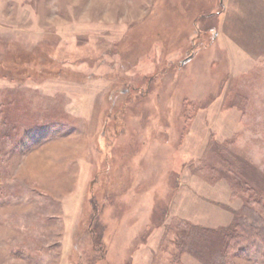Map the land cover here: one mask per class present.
Masks as SVG:
<instances>
[{
	"label": "rangeland",
	"instance_id": "obj_1",
	"mask_svg": "<svg viewBox=\"0 0 264 264\" xmlns=\"http://www.w3.org/2000/svg\"><path fill=\"white\" fill-rule=\"evenodd\" d=\"M0 264H264V0H0Z\"/></svg>",
	"mask_w": 264,
	"mask_h": 264
},
{
	"label": "trees",
	"instance_id": "obj_2",
	"mask_svg": "<svg viewBox=\"0 0 264 264\" xmlns=\"http://www.w3.org/2000/svg\"><path fill=\"white\" fill-rule=\"evenodd\" d=\"M239 232L240 231L238 229H235L234 231H231L230 234L229 232L227 233L229 238L226 239V248H225L226 251L223 252V249L219 250V252H221V257L223 253H226V252L228 253V249L230 248L232 243L235 244V243H238L241 239H245L243 237L241 238V236L239 235Z\"/></svg>",
	"mask_w": 264,
	"mask_h": 264
}]
</instances>
